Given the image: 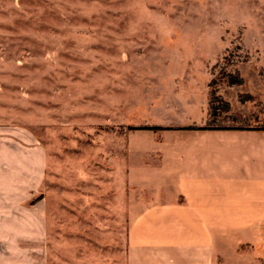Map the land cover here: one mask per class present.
I'll return each mask as SVG.
<instances>
[{
  "label": "rangeland",
  "instance_id": "rangeland-1",
  "mask_svg": "<svg viewBox=\"0 0 264 264\" xmlns=\"http://www.w3.org/2000/svg\"><path fill=\"white\" fill-rule=\"evenodd\" d=\"M194 122L264 126V0H0V128L48 155L51 262L125 264L128 147Z\"/></svg>",
  "mask_w": 264,
  "mask_h": 264
},
{
  "label": "crops",
  "instance_id": "crops-1",
  "mask_svg": "<svg viewBox=\"0 0 264 264\" xmlns=\"http://www.w3.org/2000/svg\"><path fill=\"white\" fill-rule=\"evenodd\" d=\"M205 126L166 127L147 148L129 145L139 159L125 171V264H264V128ZM48 165L35 136L0 128V264H55L45 198L28 205ZM91 208L102 238V208Z\"/></svg>",
  "mask_w": 264,
  "mask_h": 264
},
{
  "label": "trees",
  "instance_id": "trees-1",
  "mask_svg": "<svg viewBox=\"0 0 264 264\" xmlns=\"http://www.w3.org/2000/svg\"><path fill=\"white\" fill-rule=\"evenodd\" d=\"M231 83H233V82H231ZM218 97V96H217ZM219 99H220V97H219ZM211 105H213V104H211ZM224 106H225V108H228V104L227 103H225L224 104ZM212 111H214V107L212 106ZM191 128H193V127H196V126H190ZM189 127V128H190ZM205 127H207V126H205ZM260 128H264V126H259ZM140 128H145V129H152V130H160V129H164L163 127H161V126H140V127H132V129L133 130H135V129H140ZM196 128H200V127H196ZM166 129H168V128H166Z\"/></svg>",
  "mask_w": 264,
  "mask_h": 264
}]
</instances>
